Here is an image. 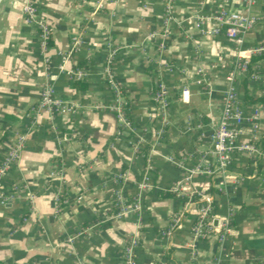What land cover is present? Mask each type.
Wrapping results in <instances>:
<instances>
[{"label":"crops","instance_id":"crops-1","mask_svg":"<svg viewBox=\"0 0 264 264\" xmlns=\"http://www.w3.org/2000/svg\"><path fill=\"white\" fill-rule=\"evenodd\" d=\"M26 1L0 0V162L25 135L2 178L0 264H122L130 246L134 264H264V156L233 153L223 185L199 173L237 56L228 38L209 33L214 21L195 20L225 7L253 20L242 48L264 46V0H172L168 11L163 0H31L49 29L48 62ZM111 50L133 133L109 109ZM63 61L84 73L79 82L57 68ZM45 83L66 110L33 111ZM158 85L169 101L163 120ZM237 91L249 117L237 143L264 151V51L249 56ZM118 174L128 208L139 196V207L119 216ZM143 177L149 186L140 190ZM196 190L211 196L215 228L227 220L224 241L217 232L194 237Z\"/></svg>","mask_w":264,"mask_h":264},{"label":"built area","instance_id":"built-area-1","mask_svg":"<svg viewBox=\"0 0 264 264\" xmlns=\"http://www.w3.org/2000/svg\"><path fill=\"white\" fill-rule=\"evenodd\" d=\"M172 0H163L166 10L170 8ZM23 11L26 16V21L32 23L38 28V41L39 51L43 60L48 62L47 50H48V35L49 29L46 23L39 17L36 6L27 0L23 5ZM198 26L203 25L205 22L214 21L216 25L210 29L209 33L213 35L223 34L234 45L236 52V60L233 65V72L226 75L228 86L223 92L220 116L217 124L213 127L210 133V160L203 162V167L199 170L200 174L209 178H218V184L223 185L227 178V170L231 166L232 154L235 152L246 153L250 155H263L264 151H260L253 144L247 142L237 143V138L240 132V128L243 123L249 120V117L244 112L237 91L239 82V74H244L248 71L249 56L253 54H259L264 51V46H256L247 49L242 48L243 34L253 24L251 18L239 15L237 13L227 10L225 7H221L215 16H197L195 17ZM114 50L110 51L109 61L105 66V72L107 74L108 81L113 90V98L109 109L113 111L117 118L120 120L123 128L129 133L134 132V128L126 120L125 112L126 108L122 100V92L116 86L110 75V59L114 54ZM65 61L58 65V69L66 72L73 79H80L84 73L81 71L66 70L64 68ZM238 73V74H237ZM181 99L187 101L189 99V89L183 88L181 90ZM153 101L157 104V111L160 114V119L163 120L168 107V95L167 91L162 85H158L153 93ZM47 110L49 112H63L65 107L55 97V91L50 83H45L40 92L39 102L33 109L35 113L39 111ZM256 114V113H255ZM163 122V121H161ZM161 131L157 130V134ZM142 141V140H141ZM25 143V135H18L16 139L5 149V154L0 162V201L6 193L2 187V178L8 168L14 166L20 156V152L23 149ZM136 148L138 146L136 145ZM171 160V159H169ZM194 170L188 171L186 180L191 179V174ZM115 183L117 188L115 190V205L119 209L117 216L131 212L133 209L139 207V196L136 198V202L127 207L126 198L124 197V191L122 184L124 177L118 174L115 177ZM149 186L147 183V177H143L139 184V189L144 190ZM19 188L18 184L13 185V190ZM195 194L200 197V206L196 211V216L192 225V232L195 238H207L213 234L218 233V241H224L229 234V227L227 220L218 223L217 227L213 226V206L212 198L209 194L204 193L202 190H196ZM139 195V194H138ZM178 226V217L166 228L161 231V236L168 238L172 234L174 228ZM122 264H134V256L132 247H126L122 254Z\"/></svg>","mask_w":264,"mask_h":264},{"label":"trees","instance_id":"trees-1","mask_svg":"<svg viewBox=\"0 0 264 264\" xmlns=\"http://www.w3.org/2000/svg\"><path fill=\"white\" fill-rule=\"evenodd\" d=\"M79 80H80V79H75L73 83L79 82ZM80 87H81V88H84L85 86H84V84H82ZM245 101L250 102V101H252V100H251L248 96H246V97H245ZM1 139H2V138H1ZM256 163H258V162H256ZM256 168L259 169L258 165H256Z\"/></svg>","mask_w":264,"mask_h":264},{"label":"water","instance_id":"water-1","mask_svg":"<svg viewBox=\"0 0 264 264\" xmlns=\"http://www.w3.org/2000/svg\"><path fill=\"white\" fill-rule=\"evenodd\" d=\"M214 224H215V221H214Z\"/></svg>","mask_w":264,"mask_h":264}]
</instances>
